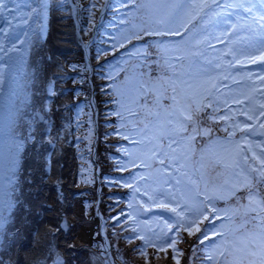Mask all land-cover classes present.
Instances as JSON below:
<instances>
[{"label": "rangeland", "instance_id": "374dc122", "mask_svg": "<svg viewBox=\"0 0 264 264\" xmlns=\"http://www.w3.org/2000/svg\"><path fill=\"white\" fill-rule=\"evenodd\" d=\"M31 6V10L36 9V11L41 10V5L40 2L36 3L35 1H32V3L30 4ZM251 11H253L254 13H259L261 15V18L259 20V24L258 22H250V21H245L243 20L240 24L239 27V36H241V38L244 40L243 45L245 46L244 49L242 50H232L228 53V55L226 56V59L224 60L225 63H227L228 61H240L242 59L247 60L248 64H235L233 66L228 67L227 69L224 70V73L229 74L231 76H233L234 81H232L231 83V87L235 89V91H238L239 93H246L250 90V85L249 82L261 77H264V60H257L255 61V63L252 62V58H254L255 56L259 57L262 53H264V5L261 6H256L251 8ZM236 15H233V17H235ZM235 23L234 19H231L230 22H225L223 21L221 23V28L225 31L228 29L232 28V24ZM244 23L249 24V26L247 27ZM181 24V21L179 19V17L176 18V22H173V28H178L179 25ZM35 29H40L41 27V21L38 20L35 21L32 25ZM38 34H40V31H37ZM222 33V32H221ZM244 36V37H242ZM232 37L237 39V34L235 32H232ZM213 72H216L215 69H212ZM209 75V73H205V78ZM25 71L24 74H22V77L19 79L18 81V86L16 89V93H15V97L13 99V104L15 111H11V119H10V129H11V137L14 138L16 141L19 140L17 133L15 134L13 129L14 126L16 125V117L18 115L19 109H20V104L18 103H22L24 102V98L27 97L26 94V81H25ZM193 84V82H192ZM231 110V112H224L223 114L225 115H229L232 113H237L239 110H241V112H245V113H250V109H249V105L246 103H243L242 108L239 109V106L236 105V103H233L231 105V107L229 108ZM256 112H253V117H255ZM249 121H247V118H245V116H239L238 120H237V124L239 125H243L248 123ZM234 129H232L233 131ZM247 139L250 143L251 146V150L254 153V155L261 161L264 160V142L260 136V129L257 128H253L251 130H249L246 133ZM18 138V139H17ZM233 140L232 137H227L225 139H219L216 142H213V144L211 145L212 148L218 149V154L220 155H227L229 157H231L232 153L236 150V144L231 145V141ZM183 143V144H182ZM183 145V146H182ZM238 145V144H237ZM23 147V144H22ZM176 148V147H174ZM182 148V150H180ZM225 149H227L228 151L226 152ZM179 150V152L176 155V158L172 160L171 165H173L174 167H180L181 170H179V175L178 172H175L173 174V178L175 180V186L173 188L172 183L170 182V180L168 181V191L166 192L165 195V199H163V202L168 203L173 205L174 202H180L181 207L183 209V207L185 205L188 204H194V205H199L200 203V199L198 198L197 194H196V190L193 188V181L190 180L189 175L190 173L188 172L192 167H191V162L189 159L185 160L184 159V155L193 151L192 147L188 148V142L186 143L183 140H180V145L177 146V149ZM214 150V149H213ZM215 151V150H214ZM20 153V151L16 154L15 156V161L18 163V154ZM189 157V156H188ZM201 157V156H200ZM200 157H199V163H201L200 161ZM246 157V155H245ZM202 158V157H201ZM178 159V160H177ZM241 162V161H240ZM239 166H241V164L239 163ZM201 169V167H200ZM187 171V172H183ZM238 171V170H237ZM202 172V171H201ZM16 173H17V169H14V172L11 174L15 179H16ZM203 174V172H202ZM247 175V169L246 168H241L240 170V174H239V178H236L234 181L231 179L232 177H236L237 174L236 172L230 173V179L227 180V182L224 184L225 188H219L215 190V197L216 196H220V197H226L228 195H231L230 193H233L235 190H237L238 182H242V180L245 179ZM14 187H15V183H13L12 185H10V189L11 192L10 193V197L11 200L8 199V194L5 195V198L7 199V205L3 208L2 210V215L1 218L4 221V225L7 223V214L5 213L7 211V208L9 207V203L10 201L12 202V194L14 193ZM188 190V191H187ZM229 212V209L226 210V213ZM79 214L81 212H78ZM33 216V215H32ZM164 218L166 219L167 223L170 225L171 224V220L170 217L167 218V215H163ZM226 221L225 220H221L220 222V228L221 226H223V230L225 232V234L230 233L232 230H226L225 225H226ZM0 227V233H2V228ZM43 227V226H42ZM42 227L39 225H36V223H33L31 225L26 226V233L28 234V232H30L32 229H34L37 233V235H40V231L42 229ZM141 227V233H144V230L146 231L147 234H149V232L147 231V228H145L144 226H140ZM166 227V226H165ZM21 228V227H20ZM80 228V227H79ZM76 230H78L77 228H75ZM73 231V230H72ZM74 232L77 235V232L74 230ZM173 234V231L166 227V233H162L160 236L157 235V233L151 235L154 239H157L159 237V241L158 242H162L161 244H170L171 240L169 238H167V240L165 241L164 235L167 234ZM50 235V233H49ZM49 235H47L49 237ZM75 234H73L74 236ZM167 237H169L167 235ZM50 239V237H49ZM173 239H175V237L173 236ZM2 235H0V245L2 243ZM221 240L220 237H218L215 242L211 243V248L214 247L215 244L219 243ZM46 241L44 242V245L46 246ZM73 242V241H71ZM25 243V241H24ZM33 242H30V244L32 245ZM28 244V243H25ZM240 246V245H239ZM36 247V246H35ZM21 249V253H24V250L22 249V247H20ZM74 249H82V248H74ZM28 251H32V248H29ZM33 253V251H32ZM29 255L28 260L31 258V262L34 264L40 263L43 264L44 261H40L39 259L37 260L35 257ZM37 254L39 255V249H37ZM32 256V257H31ZM6 261L4 262V264H14L13 263V259L11 257H7L5 259ZM27 260V261H28ZM148 263L152 264L153 261L155 263H158L160 261H165L166 263H169L170 260L166 257V255H159L157 256L156 259H150L147 258ZM23 263V262H22ZM20 261L17 262V264H22Z\"/></svg>", "mask_w": 264, "mask_h": 264}, {"label": "snow or ice", "instance_id": "6c2138e0", "mask_svg": "<svg viewBox=\"0 0 264 264\" xmlns=\"http://www.w3.org/2000/svg\"><path fill=\"white\" fill-rule=\"evenodd\" d=\"M131 2V0H130ZM212 3H215V0H212ZM44 7H47L46 4L42 5ZM128 5H124V7H127ZM134 7L140 8V7H151L152 5H137L133 4ZM170 10V18H175L177 16H182L184 18H187L188 22L190 23L192 19H195V16L193 13L199 14L200 12H203L204 9L210 8L211 4L208 3V0H190V2H185V0H172L170 4L165 5ZM231 7L232 5H228ZM36 9H33L35 11ZM250 11V9H248ZM160 24H165L167 21L160 20L158 21ZM186 27V25H185ZM144 31L145 35H180L179 31H149L147 29H140ZM139 38L138 36L136 37ZM123 46V45H121ZM133 55H136L138 57H142L144 59L147 58L146 52L143 51H135L132 53ZM256 59L264 60V53H262L259 57L252 58V62L255 63ZM262 81H264V77L260 78ZM215 85L212 84L210 87H214ZM173 91H175V87L173 88ZM205 91H210L209 89H205ZM172 100L175 102L176 97L173 96ZM193 104H195V108H193ZM210 102H206L205 97H201L199 100L192 99L191 102H186L182 106H177L176 108V119L175 121L170 120L169 123L173 125V127L170 129V132L174 134L175 136L179 137L181 140L187 142H191L195 140L196 136L198 135H208L210 133V129H203L201 130L198 127V121L197 116L208 107H211ZM261 109H264V104L260 105ZM218 110V109H217ZM118 114V113H117ZM170 115H172L170 113ZM260 117H264V111L260 112ZM254 117L252 115L248 116L249 120H252ZM219 119L221 120H227L228 117L221 116ZM189 127L192 128V133L189 134ZM233 131L228 132L229 137L235 136V130L238 129L241 132L245 131L250 127V125H241L236 124L232 125ZM261 128H264V124L260 125ZM225 131H227V128H225ZM127 139V137H125ZM176 140H173L172 143H176ZM14 147L19 150L20 144L19 142L14 143ZM171 148V144L169 145ZM173 152H175V149H172ZM227 152L228 150L225 149ZM155 155V153H153ZM176 157H173L175 159ZM184 159H189L188 155H184ZM247 159V157H245ZM13 159V163H14ZM218 163L223 162L222 160H218ZM161 164L164 163L163 160L160 161ZM261 165H264V160L260 161ZM135 166V165H134ZM226 167H238L239 161L235 158V156H232L231 160L225 164ZM255 170V169H254ZM261 177H264V168L260 170ZM251 184V181L249 178L245 177L243 186H249ZM127 187H132V185H126ZM138 191V189H137ZM234 195L235 193H230ZM151 199V197H149ZM214 195H205L204 200L200 201L199 205L194 204H188L183 207L181 211H178L177 209L180 208V205H177L175 207H169L168 204L161 203L159 207L163 208H169V210L179 218L178 219V226L176 228L177 231V237L175 239L171 240V243L168 245L171 247L174 251L176 250V245L180 240L179 232L180 230L186 231L189 236H196V238L200 241L201 244L204 243L205 240H209L210 237L208 235L209 225H211V235L215 237H220L221 240L219 243L215 244L214 247H212L205 256V260L208 262V264H220L219 257H224L226 253L228 255H233L234 252H242L243 256H235L233 255V260L231 261V264H242V260L245 258H248V264H264V231H261L259 233H250L247 236L243 238H238L237 240L229 241L225 237V232L223 230V226L221 228H217L214 221L222 220V216L220 215L221 210L217 209L214 204ZM222 198V197H221ZM249 204L245 205V209L247 211H253V212H264V200H257L251 193L248 196ZM131 207V205H129ZM207 222V223H206ZM171 229V226H170ZM197 233L200 235L197 236ZM200 236L203 237V239H200ZM143 239V237H141ZM232 245V251H229L228 245ZM238 245L242 246L239 247ZM161 251H164L165 249L161 248Z\"/></svg>", "mask_w": 264, "mask_h": 264}, {"label": "trees", "instance_id": "16d2710c", "mask_svg": "<svg viewBox=\"0 0 264 264\" xmlns=\"http://www.w3.org/2000/svg\"><path fill=\"white\" fill-rule=\"evenodd\" d=\"M78 3H79V6H80L81 10H84V9L87 7V3H86V2H82V0H80ZM80 14H81V16H80V22H81V24H82L83 26H85V25H90V21H91V23H92V22L94 21V19H95V16H96V13H93V10H92L91 13H89V14H87V15H86V13H80ZM90 15L92 16V18L90 17ZM107 26H108V20H105V21H104V24H103L100 28L103 29V28H105V27H107ZM55 33L58 34V35H60V38H59L60 40H63V39L65 38V39H69V40H70V41H68V42H75V41H76V38H75V32H74V30H73L72 28L66 27L65 29H63V30L61 31V33L56 32V31H55ZM85 37H87V36H85ZM54 40L56 41V38H54ZM63 41H64V40H63ZM101 45H103V43L100 41V43H99L98 46H101ZM51 46L54 48V47L56 46V43H55V42L52 43ZM98 46L96 45L94 48H95V49H98ZM49 53L51 54V52H49ZM100 55H101V53H100ZM58 56H59L61 59L63 58L61 55H58ZM75 59H76V60L78 61V63H79L80 55H79L78 57H76ZM58 60H59V59H58ZM62 60H63V59H62ZM34 61H35V63L40 62L39 56H36V57L34 58ZM64 64L67 65V66H69V67H73V66H74L73 63H72L73 65H71V64H67V63H65V62H64ZM75 66L77 67L78 64L75 65ZM71 73H72V72H71ZM71 73H70V75H71ZM82 87H83L82 83L79 82V83L77 84L76 90L74 91V93H76L77 96L79 95V97H81V98L84 96V91H83ZM69 92H70V91H69ZM69 92H68V93H69ZM59 102H60V101H59ZM57 104H58V102L56 103V105H57ZM59 105H60V103H59ZM85 111H86V110L81 106V113H82L83 116L85 115ZM55 114L57 115V117H60V112H59L58 109H55ZM60 122H62V121H60ZM58 126H60V125H58ZM85 134H86V130H83L82 133L79 134L78 136H79V137H82V136H84ZM77 153H79L80 155H78ZM77 153H75V152L67 153V152H66V153H64V155H63V159H64L65 164H66V166L68 167L69 170L73 171V170L79 169V170L81 171V173H82L83 175H85V174H86V161L90 159V158H89V152L86 151V152L84 153L83 149L80 148V151H78ZM102 168H103L105 174H108L110 170H113V169H114V168L108 166L107 163H105V162L103 163ZM42 194H43L44 196L46 195V185H45V184H43V186H42ZM107 205H110V204H107ZM71 209H72V207L70 206V207L68 208V212H71ZM114 229H115L117 232L119 231L118 228H114ZM108 231H109V229H108ZM122 231H123V230H122ZM122 231H120V232H122ZM120 232H119V233H120ZM109 233H110V232H109ZM110 236H111V234H110ZM122 236H123V235L118 234V238H119V239H122ZM123 242L126 243V241H123ZM123 249H124V251L126 252V254H127L128 256H130V254L132 253V250H131L130 248H129V249H128V248L126 249L125 245L123 246ZM136 255H141V254H137L136 251L133 252L132 256H136ZM139 258H140V257H139Z\"/></svg>", "mask_w": 264, "mask_h": 264}, {"label": "bare ground", "instance_id": "6f19581e", "mask_svg": "<svg viewBox=\"0 0 264 264\" xmlns=\"http://www.w3.org/2000/svg\"><path fill=\"white\" fill-rule=\"evenodd\" d=\"M11 8H14L12 4L6 5L5 0H0V22L3 21L5 18L6 19H8V17L11 18L14 15V13H20L23 11L21 7L18 8L16 11H14V9ZM16 152L17 149L12 146V151L11 154H9V156L6 157L0 156V203H2L1 206L4 204L3 191L7 193L10 183H12V181L9 180L8 177L11 170V163H10L11 158L12 155ZM0 223H1V219H0Z\"/></svg>", "mask_w": 264, "mask_h": 264}, {"label": "water", "instance_id": "95a60500", "mask_svg": "<svg viewBox=\"0 0 264 264\" xmlns=\"http://www.w3.org/2000/svg\"><path fill=\"white\" fill-rule=\"evenodd\" d=\"M57 262H60V260H59V259H57Z\"/></svg>", "mask_w": 264, "mask_h": 264}]
</instances>
